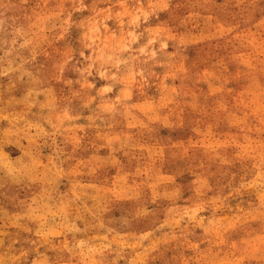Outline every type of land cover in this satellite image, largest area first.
Wrapping results in <instances>:
<instances>
[{
  "label": "rangeland",
  "instance_id": "obj_1",
  "mask_svg": "<svg viewBox=\"0 0 264 264\" xmlns=\"http://www.w3.org/2000/svg\"><path fill=\"white\" fill-rule=\"evenodd\" d=\"M0 264H264V0H0Z\"/></svg>",
  "mask_w": 264,
  "mask_h": 264
}]
</instances>
